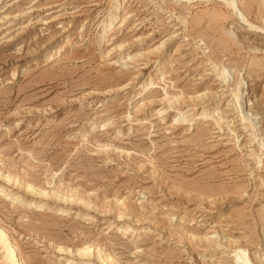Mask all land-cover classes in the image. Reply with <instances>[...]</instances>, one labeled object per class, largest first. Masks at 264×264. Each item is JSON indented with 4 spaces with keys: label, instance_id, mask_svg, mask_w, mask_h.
<instances>
[{
    "label": "rangeland",
    "instance_id": "374dc122",
    "mask_svg": "<svg viewBox=\"0 0 264 264\" xmlns=\"http://www.w3.org/2000/svg\"><path fill=\"white\" fill-rule=\"evenodd\" d=\"M0 227L22 264H264V0H0Z\"/></svg>",
    "mask_w": 264,
    "mask_h": 264
},
{
    "label": "bare ground",
    "instance_id": "6f19581e",
    "mask_svg": "<svg viewBox=\"0 0 264 264\" xmlns=\"http://www.w3.org/2000/svg\"><path fill=\"white\" fill-rule=\"evenodd\" d=\"M109 24V23H108ZM217 70V69H216ZM225 77V76H224ZM236 91V90H235ZM236 95V94H235ZM169 99V98H168ZM235 102H236V106H237V109H238V112H240V116H241V118L242 119H247L246 118V116H245V114L243 113V111H241V110H239L240 109V107H241V102H240V96L239 95H237V96H235ZM168 101V100H167ZM169 101H171V99H169ZM205 103H206V101H205ZM159 112V111H158ZM162 112H163V110H162ZM204 112V111H203ZM177 114H178V116H182V118H183V114H182V112L179 110L178 112H177ZM199 114V113H198ZM190 115V114H189ZM247 115V114H246ZM180 117H178V118H180ZM187 117V116H186ZM181 119V118H180ZM179 120V119H178ZM257 141H258V137L257 138H255ZM259 145H261L260 143H259ZM258 158V157H257ZM30 184H28V186H29ZM28 186H26V188H29ZM31 187V186H30ZM40 191V190H39ZM38 191V192H39ZM40 193H41V191H40ZM42 194V193H41ZM14 195V194H13ZM19 197V196H18ZM123 204H124V202H123ZM123 207V206H122ZM124 209H125V206H124ZM120 216V215H119ZM127 229L128 228H126V229H124V231L126 232L127 231ZM8 234V233H7ZM6 234V231L2 228V227H0V242L2 243V244H7L8 246H9V249H6V250H8L9 251V253H10V256H11V260H10V263L11 264H22V262L20 263L19 262V259H17V256H16V253H15V246L11 243V241H8V238L7 237H5V235H7ZM5 246V245H4ZM86 249V247H83V248H80V249H78L79 250V252H78V255L79 256H83L84 255V253L86 252H84V250ZM87 250V249H86ZM239 250V249H238ZM17 252V251H16ZM67 259V258H66ZM71 259V258H70ZM237 259L239 260H243L244 259V254L243 253H240V254H237ZM76 260V259H75ZM249 260H247L246 259V262H248ZM75 263V262H74Z\"/></svg>",
    "mask_w": 264,
    "mask_h": 264
}]
</instances>
